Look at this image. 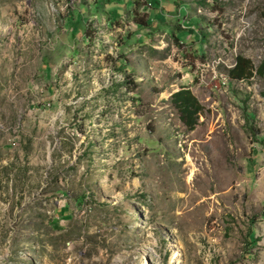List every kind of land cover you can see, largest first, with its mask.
<instances>
[{
  "label": "rangeland",
  "instance_id": "1",
  "mask_svg": "<svg viewBox=\"0 0 264 264\" xmlns=\"http://www.w3.org/2000/svg\"><path fill=\"white\" fill-rule=\"evenodd\" d=\"M263 58L264 0H0V264H264Z\"/></svg>",
  "mask_w": 264,
  "mask_h": 264
},
{
  "label": "trees",
  "instance_id": "2",
  "mask_svg": "<svg viewBox=\"0 0 264 264\" xmlns=\"http://www.w3.org/2000/svg\"><path fill=\"white\" fill-rule=\"evenodd\" d=\"M156 15V13L154 14ZM151 24L149 26L150 30H157L158 25L151 19ZM191 28L187 30H178L179 32L188 31L187 36L191 32ZM203 36V35H202ZM176 40L181 42L179 38L176 36ZM254 68L251 65L250 61L244 59L242 57H237L235 60L234 67L228 71V76L233 80H247L253 76ZM256 74L262 78H264V58L261 60L259 66L255 70ZM171 101L173 102V106L179 114V118L181 123L187 127L188 130H192L196 124V116L199 111L198 104L195 99L189 95V93L185 91H179L172 95ZM85 195H80L77 197L78 204L82 203L85 199ZM253 232L251 231L249 235V244H252Z\"/></svg>",
  "mask_w": 264,
  "mask_h": 264
},
{
  "label": "bare ground",
  "instance_id": "3",
  "mask_svg": "<svg viewBox=\"0 0 264 264\" xmlns=\"http://www.w3.org/2000/svg\"><path fill=\"white\" fill-rule=\"evenodd\" d=\"M178 253H179V252L176 251V252L174 253V255H178Z\"/></svg>",
  "mask_w": 264,
  "mask_h": 264
},
{
  "label": "built area",
  "instance_id": "4",
  "mask_svg": "<svg viewBox=\"0 0 264 264\" xmlns=\"http://www.w3.org/2000/svg\"><path fill=\"white\" fill-rule=\"evenodd\" d=\"M11 145L14 146V143H12Z\"/></svg>",
  "mask_w": 264,
  "mask_h": 264
}]
</instances>
